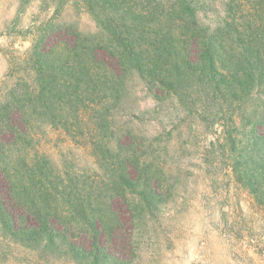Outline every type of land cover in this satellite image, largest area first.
I'll return each mask as SVG.
<instances>
[{"label":"trees","instance_id":"1","mask_svg":"<svg viewBox=\"0 0 264 264\" xmlns=\"http://www.w3.org/2000/svg\"><path fill=\"white\" fill-rule=\"evenodd\" d=\"M44 8L54 13L29 52L35 81L0 97V221L12 235L61 242L85 264L131 260L137 218L129 197L146 180L150 205L157 180L143 141L131 130L111 132L131 75L154 97L173 95L189 115L222 128L234 150L240 142L238 180L264 204V109L246 101L253 66L246 71L239 57L254 50L261 25L233 30L197 0H45ZM85 16L95 30L82 28ZM239 33L249 37L242 48ZM64 137L90 148L100 170L71 150L56 158L51 146Z\"/></svg>","mask_w":264,"mask_h":264},{"label":"rangeland","instance_id":"2","mask_svg":"<svg viewBox=\"0 0 264 264\" xmlns=\"http://www.w3.org/2000/svg\"><path fill=\"white\" fill-rule=\"evenodd\" d=\"M197 1L211 18L228 21L233 30L242 32L248 21L261 25L252 39L254 50L245 48L239 57L246 62V71L249 64L253 66L254 91L246 101L264 109V0ZM44 3L0 0L1 98L19 81H35L29 52L54 13ZM81 26L96 29L87 16ZM241 35L235 38L241 37L240 48L249 40ZM126 92L114 112L111 132L122 138L124 131L131 130L135 139L143 141L144 153L151 158L149 169L157 177L149 187L150 205L144 192L146 180L130 194L137 219L127 264H264V204L238 180L240 142L234 150L222 128L189 115L173 95L154 97L134 75ZM64 140L51 146L56 158L71 150L81 165L100 170L90 148ZM61 248V242L29 243L12 235L0 221V264H85Z\"/></svg>","mask_w":264,"mask_h":264}]
</instances>
